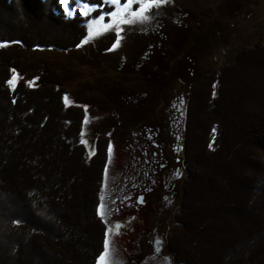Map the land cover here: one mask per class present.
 <instances>
[{
  "label": "trees",
  "instance_id": "trees-1",
  "mask_svg": "<svg viewBox=\"0 0 264 264\" xmlns=\"http://www.w3.org/2000/svg\"><path fill=\"white\" fill-rule=\"evenodd\" d=\"M77 1L113 11L104 0L68 4ZM61 7L0 0V44L78 47L97 14ZM218 77V97L210 88L201 103L195 94L188 103L185 190L169 249L179 264H264V44L239 52ZM12 78L0 72V264H97L110 139L89 152L86 112L66 103L67 90Z\"/></svg>",
  "mask_w": 264,
  "mask_h": 264
},
{
  "label": "rangeland",
  "instance_id": "rangeland-1",
  "mask_svg": "<svg viewBox=\"0 0 264 264\" xmlns=\"http://www.w3.org/2000/svg\"><path fill=\"white\" fill-rule=\"evenodd\" d=\"M104 1L114 16L78 1L77 8L62 4L70 15L97 14L74 49L1 43L0 72H10L13 84L67 90L66 103L86 112L82 141L89 152L109 137L99 215L105 238L112 229L115 264H179L168 243L179 231L185 190L188 103L194 94L201 103L210 88L218 97L220 68L264 44V0H168L150 8L147 20L120 23L115 48L117 22L144 0ZM131 208L138 213L128 214Z\"/></svg>",
  "mask_w": 264,
  "mask_h": 264
},
{
  "label": "snow or ice",
  "instance_id": "snow-or-ice-1",
  "mask_svg": "<svg viewBox=\"0 0 264 264\" xmlns=\"http://www.w3.org/2000/svg\"><path fill=\"white\" fill-rule=\"evenodd\" d=\"M112 3H119V0H111ZM129 3L132 2V0H128ZM168 0H144L143 3H141V7L138 10H133L130 13L131 18L128 19H123L121 21L117 22V40L116 42L113 44V48L117 47L122 39V37L119 36V32L122 31V29L119 28V24L120 23H125V24H131V23H136L138 21H143V20H147L148 16L145 14L150 8L152 7H158L161 4H165L167 3ZM62 4L67 5L68 4V0H61ZM85 7H87V5H85ZM125 7H127V5H125ZM110 15H115V13H110ZM101 19H103V17H101ZM94 34L90 32L89 34V38H91ZM86 42V41H85ZM3 46V45H0ZM11 82V81H9ZM183 102L181 101V104ZM215 131V130H213ZM212 145H210L211 147ZM109 154L111 155V144H109ZM106 173H107V169H106ZM177 175H180L179 170H177ZM105 207L104 205V197H101V205H100V209H103ZM101 215H105V213L103 211L100 212ZM112 229L108 230V233H106V238L104 241V252L98 257V262L97 264H115V261L112 259L113 256V252L114 249L111 246V241L109 239V235L111 234Z\"/></svg>",
  "mask_w": 264,
  "mask_h": 264
},
{
  "label": "flooded vegetation",
  "instance_id": "flooded-vegetation-1",
  "mask_svg": "<svg viewBox=\"0 0 264 264\" xmlns=\"http://www.w3.org/2000/svg\"><path fill=\"white\" fill-rule=\"evenodd\" d=\"M132 194H133V193H131V196H130V197H132ZM130 197H129V198H130ZM139 203H140L141 205H143V204H144V201H142V200L137 201V204H139ZM126 207H127V206H126ZM137 208H138V207H137ZM136 210H137L136 208H135V209H134V208H133V209L131 208V209L128 210V214H129V213H138Z\"/></svg>",
  "mask_w": 264,
  "mask_h": 264
}]
</instances>
